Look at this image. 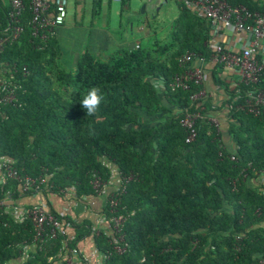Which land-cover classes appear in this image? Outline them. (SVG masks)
Here are the masks:
<instances>
[{"label": "trees", "instance_id": "16d2710c", "mask_svg": "<svg viewBox=\"0 0 264 264\" xmlns=\"http://www.w3.org/2000/svg\"><path fill=\"white\" fill-rule=\"evenodd\" d=\"M25 3L24 31L0 54L4 77L15 93L12 103L0 104V159L11 160L22 178L46 177L41 190L49 205L50 195L63 196L66 189H74L77 202L98 196L95 180L107 184L113 169L118 171L125 189L117 208L127 217L121 242L125 251L115 250L112 235L94 234L99 251L108 257L104 264H260L264 185L253 182L264 177V118L241 110L243 100L233 102L237 90L249 87L233 89L223 69L212 70L214 86L229 97L219 108L228 111L233 146L227 148L221 130L201 120L197 139L186 143L185 112L200 107L206 115L218 111L211 98L191 100L199 86L191 84L187 91L170 86L183 71L179 59L184 54L211 58L210 23L181 2L167 43L122 49L107 60L87 52L68 70L60 62L58 28L46 42L35 38L27 25L29 0ZM229 4L264 12L256 0ZM0 14L6 26L9 8L3 0ZM92 86L102 88L105 102L96 116L87 117L80 101ZM258 86L264 88V79ZM22 197L20 182L0 184V202ZM52 211L73 225L69 248L92 237L91 221ZM104 216H111L106 199ZM34 237L32 220L17 222L0 206V264H21ZM62 241L29 250L22 264H52Z\"/></svg>", "mask_w": 264, "mask_h": 264}, {"label": "built area", "instance_id": "2783aa9c", "mask_svg": "<svg viewBox=\"0 0 264 264\" xmlns=\"http://www.w3.org/2000/svg\"><path fill=\"white\" fill-rule=\"evenodd\" d=\"M113 1L123 3L131 0ZM3 2L9 8V22L3 26L0 14V54L9 43L17 41L22 35L24 31L22 21L26 11L25 0H3ZM184 4L210 23L209 50L211 58L206 59L193 53L184 54L179 59V65L183 71L175 76L170 85L171 88L187 91L191 88V84H194L199 86L200 90L191 96V100L194 103L207 100L209 90L206 83L209 74L206 67L209 64L214 67L219 66L223 69V77L233 89L241 85L249 87L244 92L237 90V96L233 102L243 100L244 104L239 107L241 110L264 118V88L258 86L264 79V12L252 13L245 6H231L229 0H184ZM68 5L69 0H29L30 18L27 25L32 30V35L35 38H40L42 42H46L49 34H53L57 28L65 24L68 17ZM228 32L244 34L245 38L243 40L240 38L237 45L229 46V41H223V37ZM196 61L199 62V66L194 65ZM9 84L10 82L5 77L0 80V104H10L15 100L14 89ZM228 99L229 97L224 98V100ZM204 110V107H200L196 112H185L181 124L188 133L187 144L197 139V122L199 120L210 122L219 131L221 130V120L216 116L203 114ZM231 160L236 161V158L232 156ZM0 169L3 173L0 184H5L9 179L16 180L20 182L23 196L43 195L41 186L47 184L46 177L22 178L12 166V161L6 158L0 159ZM109 186H112V181L103 184L99 179H96L94 182V189L98 196H106L111 216L103 218L98 222V226L92 227V237L94 234L99 235L101 231L112 235L111 242L115 244V250L122 253L125 251V247L121 246V242H124L122 233L127 217L118 214L117 208L125 189L122 187L123 181L120 177L116 189L111 193H108ZM62 193L64 196H75L74 189H66ZM19 202L14 201L16 205L8 201L0 202V206H5L10 210L17 222L30 219L34 224V241L32 245L25 246L22 263L28 258L29 250L42 249L52 240L58 238L63 239V247L56 257L50 258L49 262L52 264H62L63 262L65 264H104L105 259H108L107 255L102 254L100 259L91 263L89 259L84 258L79 246L73 249L69 248L68 240L73 239V234L70 235L73 232V225L69 221L60 220L53 213V209L47 201L29 207L22 206ZM260 264H264V259L260 261Z\"/></svg>", "mask_w": 264, "mask_h": 264}, {"label": "crops", "instance_id": "0c3cea01", "mask_svg": "<svg viewBox=\"0 0 264 264\" xmlns=\"http://www.w3.org/2000/svg\"><path fill=\"white\" fill-rule=\"evenodd\" d=\"M86 0H75L77 9L81 12L83 11L85 7ZM106 3L109 7L113 5V3H121V2H115L113 0H101ZM140 2L134 5L135 7H141L142 8V14L147 16L148 14H151L153 16V21L157 23L154 27H157V31H160L163 38H169L171 39V35L174 28V22L180 15V7L179 4L181 2L184 3V0H139ZM264 5V0H256ZM145 2V3H144ZM124 6H129V9H131L133 5V1L129 2H123L121 3ZM151 16V17H152ZM147 20L149 18L147 17ZM66 23V22H65ZM65 25V24H64ZM63 25V26H64ZM61 26L60 28H62ZM57 30V35L59 38V30ZM149 29V30H148ZM152 29L151 24L142 23V26L140 28H135L134 25L132 26L131 33L132 37L135 35V33L142 34L143 36L147 37V32H149ZM97 34V42L99 45L107 43L109 45V37H110V31L109 30H98ZM152 32V30H151ZM156 32V31H155ZM154 32V33H155ZM229 38V40H227ZM243 40L245 38L244 34H236L228 32L224 37L223 41H229V46H235L239 43V39ZM105 46V45H104ZM140 47L138 43L135 42H129V45L125 47L124 49L127 50H133L135 48ZM103 48V47H101ZM107 48V47H106ZM106 50V49H105ZM122 50V49H118ZM104 56V60H107L110 56L107 52L102 53ZM101 56V58H103ZM98 57V56H97ZM195 66H199V62L194 63ZM214 66L212 64L207 65L206 69L209 74L208 80L206 83V87L209 90V98L213 101V107H215L216 113L213 114V116L218 117L221 120V132L223 133L224 137V143L225 146L232 147L233 143L231 141V138L229 137L227 133V125H226V115H227V109L222 108L219 110L220 107H222L224 103V92L222 89L214 86V82L212 80V70ZM4 70L0 66V80L4 77ZM119 173L116 169H113V178H112V186L108 187V193L114 191L116 189V186L118 185V179H119ZM3 177L2 170L0 169V180ZM254 186H261L264 185V177L260 176L259 179L256 182H253ZM105 197L103 196H94L86 199L85 201H78L75 200V196H56V195H50L49 196V202L51 204L52 209H54L57 213L62 214L64 216H71L72 218L76 219L79 222H82L83 220H89L93 223V226H98V222L101 221L104 216V209H105ZM19 204L22 206H34L38 204H42L45 201H47L46 197L42 194H35L32 196H23L21 200H19ZM18 203V201H17ZM103 226V225H101ZM79 247L84 254V258L89 259L91 263H94L97 259H100L102 257V253L99 251L94 238L89 237L85 240H83ZM13 264V263H12ZM19 264V263H14Z\"/></svg>", "mask_w": 264, "mask_h": 264}, {"label": "rangeland", "instance_id": "374dc122", "mask_svg": "<svg viewBox=\"0 0 264 264\" xmlns=\"http://www.w3.org/2000/svg\"><path fill=\"white\" fill-rule=\"evenodd\" d=\"M99 1V4L95 0L84 1L85 7L80 15L75 0H69L66 23L59 30V41L63 53L60 62L66 69L76 68L78 61L87 52L104 59L102 53L107 52L109 56H112L118 49L127 47L131 40L144 48H152L156 44L163 45L169 41V38H163L160 31L155 30L157 27L154 26L157 23L153 21V16L151 14L145 16L142 14L141 7L134 6L135 2H140L139 0H132L131 9L121 3H113L109 7L104 1ZM148 22L151 24L152 32L151 30L147 32V37L143 36L144 34L141 35L142 32L135 33L132 37L133 25L135 28H140L142 23L148 24ZM101 29L110 31L109 45L107 43L104 44L105 46L99 45L97 42L98 30Z\"/></svg>", "mask_w": 264, "mask_h": 264}, {"label": "clouds", "instance_id": "9594fccd", "mask_svg": "<svg viewBox=\"0 0 264 264\" xmlns=\"http://www.w3.org/2000/svg\"><path fill=\"white\" fill-rule=\"evenodd\" d=\"M105 102V95L101 87L92 86L82 96L80 101L82 108L86 111L87 117L96 116ZM89 134H94V129L88 127Z\"/></svg>", "mask_w": 264, "mask_h": 264}]
</instances>
